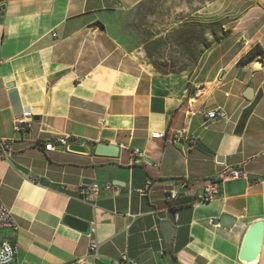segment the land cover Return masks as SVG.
Wrapping results in <instances>:
<instances>
[{"label": "crops", "instance_id": "0c3cea01", "mask_svg": "<svg viewBox=\"0 0 264 264\" xmlns=\"http://www.w3.org/2000/svg\"><path fill=\"white\" fill-rule=\"evenodd\" d=\"M147 1L0 0V141L10 150L0 147V197L18 227L0 231V244L16 246L11 264H115L124 254L139 264H250L240 260L243 244L264 222V55L239 60L264 51V0L206 1L198 13L224 20L227 35L193 72L178 73L157 71L123 38L122 19ZM218 108L227 119L207 122L204 113ZM25 112L32 131L19 132ZM182 132L186 139L172 140ZM57 136L68 146L45 152ZM99 143L119 146L118 156H97ZM237 167L248 180L223 181L219 197L198 202L208 181ZM84 180L100 186L90 204ZM171 210L168 244L161 224ZM66 217L95 231L98 260L89 258V233ZM251 264H264V232Z\"/></svg>", "mask_w": 264, "mask_h": 264}, {"label": "rangeland", "instance_id": "374dc122", "mask_svg": "<svg viewBox=\"0 0 264 264\" xmlns=\"http://www.w3.org/2000/svg\"><path fill=\"white\" fill-rule=\"evenodd\" d=\"M206 1L145 2L122 19L127 47L143 48L149 63L161 73L193 72L212 47V34L224 33V20L198 13Z\"/></svg>", "mask_w": 264, "mask_h": 264}, {"label": "built area", "instance_id": "2783aa9c", "mask_svg": "<svg viewBox=\"0 0 264 264\" xmlns=\"http://www.w3.org/2000/svg\"><path fill=\"white\" fill-rule=\"evenodd\" d=\"M56 35H54L55 37ZM204 117L207 122L213 121V120H225L227 119V114L222 109L218 108L213 111H209L204 113ZM32 114L31 112H25L23 115L16 120L15 122V129L19 132H27L32 131L31 124H32ZM151 137L153 139H164L166 138V133L164 132H152ZM187 134L186 133H178L175 134L172 140L176 139H186ZM189 139V137H188ZM190 140L192 144L197 143V138L190 137ZM44 151L45 152H53L56 150V145L61 146H68V138L65 136H57L56 138L49 139L44 142ZM0 147L2 150V154L4 156L8 155L9 150V144L6 141H0ZM135 156L142 157V153H140L138 150L134 152ZM249 174L248 172L242 168H232L227 170L225 173L220 175L218 178L214 180L208 181L202 192L200 193L198 197L199 203H207L210 201L215 200L217 197L221 195V183L226 180H248ZM187 184L183 183L180 186V189H172L168 196L167 200L169 202H173L177 200L180 197V191L183 189H186ZM100 191V186L98 184H93L90 186H81V192L83 196V201L86 203H92L95 197H97L98 193ZM5 229H12L17 230L18 227L16 223L13 220L12 214L10 210L3 204L1 197H0V231H3ZM95 231L92 230L89 233V238L91 239L90 245H89V258L93 261L98 260V250H99V243L97 240L92 239L94 236ZM17 255V248L13 244L9 242H3L0 244V258L4 261V264H11L15 257ZM72 264H88L85 259H79L75 263ZM115 264H139L135 259L131 258L127 254H124L120 257V259L115 262Z\"/></svg>", "mask_w": 264, "mask_h": 264}, {"label": "water", "instance_id": "95a60500", "mask_svg": "<svg viewBox=\"0 0 264 264\" xmlns=\"http://www.w3.org/2000/svg\"><path fill=\"white\" fill-rule=\"evenodd\" d=\"M256 65H259L261 67V62L256 63ZM252 95H253L252 89H247L244 93V96L247 99H252ZM197 148L208 155L215 156V152L207 148L203 143H198ZM80 150H82V148L77 145L70 146V151L78 152ZM118 153H119V146L116 145L99 143L96 145L95 148V154L101 157L116 158L118 156ZM94 182L95 181L92 180H84L82 185L90 186L93 185ZM64 222L67 225L71 226L72 228H75L83 233L88 234L90 231V225L88 223L83 222L74 217H66ZM175 223H176V211L171 210L168 213L167 220L161 224V228L163 230V233L165 235L168 244H171L172 242V234H173V229L175 227ZM230 223L231 220L229 219V217L225 216L222 220V225L226 226L227 224V226H229ZM263 232H264L263 221H258L251 227V229L246 235L243 244V248L240 255L241 261H245L246 263L251 264L258 260L259 255L261 253ZM95 264H100V263L96 261Z\"/></svg>", "mask_w": 264, "mask_h": 264}, {"label": "trees", "instance_id": "16d2710c", "mask_svg": "<svg viewBox=\"0 0 264 264\" xmlns=\"http://www.w3.org/2000/svg\"><path fill=\"white\" fill-rule=\"evenodd\" d=\"M215 25H216L215 27H217V24H215ZM221 26H222L221 29L224 30L223 29V23H221ZM223 32L224 33L221 36H219V37H217L214 33L212 34L213 37H214V42H217L218 40H220L221 38H223L224 36L227 35V32H225V31H223ZM209 48L210 47H208L207 49H209ZM261 55L262 56L264 55V51L262 50V48L260 46H256L254 49H252L251 51H249L248 54L245 57H243V58H241L239 60V64H248V63L252 62L254 59H256L257 56H261ZM172 203H174V201Z\"/></svg>", "mask_w": 264, "mask_h": 264}, {"label": "bare ground", "instance_id": "6f19581e", "mask_svg": "<svg viewBox=\"0 0 264 264\" xmlns=\"http://www.w3.org/2000/svg\"><path fill=\"white\" fill-rule=\"evenodd\" d=\"M258 68V67H260L259 65H255V68ZM0 264H4V261L2 260V258H0Z\"/></svg>", "mask_w": 264, "mask_h": 264}]
</instances>
